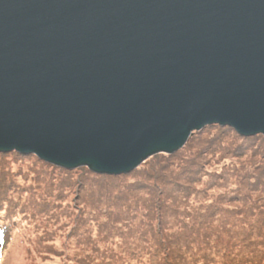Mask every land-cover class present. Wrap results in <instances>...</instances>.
Wrapping results in <instances>:
<instances>
[{
	"label": "water",
	"instance_id": "obj_1",
	"mask_svg": "<svg viewBox=\"0 0 264 264\" xmlns=\"http://www.w3.org/2000/svg\"><path fill=\"white\" fill-rule=\"evenodd\" d=\"M213 125L264 136V0H0V153L118 176Z\"/></svg>",
	"mask_w": 264,
	"mask_h": 264
},
{
	"label": "rangeland",
	"instance_id": "obj_2",
	"mask_svg": "<svg viewBox=\"0 0 264 264\" xmlns=\"http://www.w3.org/2000/svg\"><path fill=\"white\" fill-rule=\"evenodd\" d=\"M209 127H212L210 131ZM220 131L227 134L224 139L228 140L225 143L215 140V133ZM200 132V135L194 136L193 140L196 138L194 142L198 141L200 136L203 137V141L210 139L214 141L213 147L218 151L209 162L204 161L202 170L213 173L221 171L222 167L227 169L226 186L235 190L232 192L234 196L231 200L248 201L249 196L245 189L247 185L244 183L243 186L239 185L243 178L238 179L236 183L231 177L233 175L231 167L241 168L245 163L243 159L235 158L236 162L234 160L235 154L232 150L241 144L232 133L235 131L208 126ZM190 145L189 149L185 150L186 156L191 155L192 158L194 154L199 153V146L198 143L192 148ZM205 149L211 151L213 148L210 146L211 150ZM242 152L245 156L249 154L244 158L250 160L253 152L260 157L264 149L263 146L254 150L252 147L251 149L244 147ZM225 153L227 154L225 159L218 156L224 157ZM161 155L149 158L137 169H143L140 170L142 175L152 172L150 170L152 166L157 167L154 171H160V164L163 163ZM207 158L210 157L207 156L206 160ZM243 166L248 169L247 165ZM84 168L62 171L61 168L46 164L33 155H20L16 152L0 154V228H6L7 231L6 246L5 250L2 248L0 264H152L149 249L153 247L151 237L153 231L150 226L155 223L158 206L152 199L153 192L147 190L150 183L141 181L142 178L136 174L130 176L137 169L128 174L118 175L128 176L121 180L114 178L107 180L99 176L92 180L85 176ZM140 184L143 187L139 186ZM123 186L127 187L124 189L127 191L135 189L136 197H128L127 192L122 199V193L121 195L119 193ZM194 186L195 188L188 192L189 203L196 206L193 210L196 214L205 217L206 209L215 203L208 197L218 192L206 190L202 182L199 186ZM252 207L251 203H232L229 206L231 210L226 209V214L221 211L223 214L218 218L220 220L216 227L221 230L224 220L225 226L231 225L230 229L236 230L234 234L247 238L252 222L246 213ZM183 210L188 211L187 207ZM256 212L258 213V210ZM261 213L252 220L260 224L258 219L264 216V208L261 209ZM174 216L170 209L167 214H162L166 222L177 224L178 217L174 219L172 218ZM192 218L197 217L192 214L189 219ZM149 220L150 226H145L149 225ZM226 220L231 223H227ZM188 222H184L185 226L179 223L177 226L191 228L192 225ZM172 224L169 226H173ZM174 231H177L176 228L167 232Z\"/></svg>",
	"mask_w": 264,
	"mask_h": 264
},
{
	"label": "trees",
	"instance_id": "obj_3",
	"mask_svg": "<svg viewBox=\"0 0 264 264\" xmlns=\"http://www.w3.org/2000/svg\"><path fill=\"white\" fill-rule=\"evenodd\" d=\"M214 126L221 130L228 129L233 131L229 127L213 125V127ZM211 128L212 127H209L208 131H210ZM232 133H234L238 141L241 142L237 149L234 148L232 150V153L235 154L234 160L236 162L235 158L240 160L243 159V162L246 163L243 165H247L248 169H245L243 165L241 168L231 167L233 172L231 177L236 183L238 179L241 177L243 178L239 185L243 186V183L247 185L245 189L249 196L247 197L246 195L248 201L231 200L232 196H234L232 192L235 190L231 189L229 186V188H227L226 186V179H228V176L226 178L227 169L222 167L221 171H215L213 173H206L202 170L204 161L209 162L211 157L214 158L215 155L218 154V151L214 149V144H212L214 141L210 139L203 141V137L200 136L198 137V141L194 142L196 139L193 140L194 136L200 135V131L192 134L187 145L178 152L172 155L162 154L160 159H163V163L160 164V171H154L157 167L153 168L152 166L150 169L152 172H148L146 175L140 173V170L143 171V169H137L130 174V176L134 174L140 176L142 178L141 181H144L146 184L150 183L149 186H147V190L153 192L152 199L158 206L155 213L154 225L150 226V220L148 221L149 225L145 224V226H150L153 231L151 236L153 239H151L153 247L149 249L152 264H264V216L262 219H258L260 220V224L256 222V220H252V218L260 216L262 214L261 209L264 208V153L259 157L253 152L250 156V160H245L244 157H248L249 154L245 156L242 152V148L244 147L246 149H251L252 147L254 150L263 146L264 149V137L262 135L243 137L237 135L235 132ZM215 136V140H221L223 143L228 140L224 139L227 136L226 132H217ZM222 137L224 140L221 139ZM195 143H198L199 153L194 154L193 157L190 158L191 155L186 156L187 150L185 149H189L188 146L190 144L192 148ZM210 146L213 148L212 150ZM201 148H203L202 152H200ZM205 148H209L211 151H206ZM226 155L225 153L224 157H221V155L218 156L221 159H225L227 157ZM207 156L210 157L207 158L208 160H206ZM61 169L62 171L66 170L63 168ZM84 173L85 176L90 177L92 180L96 176L107 178V180H113V178L121 180L128 177L98 175L92 173L87 168H84ZM151 173L152 176H150ZM201 182L206 190L210 189L211 191L218 192L208 197L209 199H213L212 202L215 203L206 209L205 217H201V214H196L193 211L196 206L190 205L189 203L190 195L188 192L195 188L194 185H196V187L199 186ZM105 185L106 184H102V186ZM125 186L121 188V192L119 193V195L122 193V199L125 194L127 195V192L128 197H136L135 189L132 187L134 190L127 191L124 190L127 188ZM139 186L143 187L141 184ZM236 186L237 185H235V187ZM136 188H139L138 185H136ZM77 189H79V185ZM145 189L146 188H144V190ZM196 196H198V194H196ZM238 202H240V204L251 203L253 206L250 211L246 213L252 222V228L247 238L234 234L236 230L230 229L231 225L225 226L224 220L221 224L222 231L216 227L218 220H220L218 218L221 217V214H226V209L230 211L231 209H229V206H231L232 203L235 204ZM186 207L188 211H182V209ZM169 209L171 213L175 215L172 218L175 219L178 217L179 222H177V224L179 223L185 226L184 222L189 221L188 224L196 227L180 228L175 223L166 222V218L162 217V214H167ZM257 210L258 213L256 212ZM221 211L223 213H221ZM192 214L197 218L189 219V216ZM226 221L227 223H231V221ZM170 224L173 226H169ZM174 228H176L179 233H177V231L172 233L167 232ZM6 234V228H0V256L3 247L5 250Z\"/></svg>",
	"mask_w": 264,
	"mask_h": 264
}]
</instances>
